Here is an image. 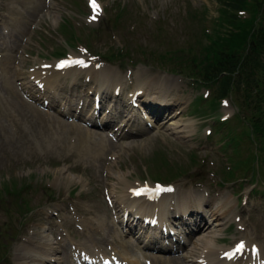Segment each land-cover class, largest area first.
<instances>
[{"label": "rangeland", "instance_id": "rangeland-1", "mask_svg": "<svg viewBox=\"0 0 264 264\" xmlns=\"http://www.w3.org/2000/svg\"><path fill=\"white\" fill-rule=\"evenodd\" d=\"M224 1L227 0H95L99 5V9L96 10L93 7V0H0V74L2 72L4 75V78L0 75V96L2 95V102L6 100V106L5 102L0 104V264H18L14 253L16 247L24 240L41 237V233L49 236L44 227L38 235L32 233L28 238L23 233L25 238L13 247L10 254L9 249L13 245V240L22 235L19 232L22 226L23 229H33L38 228L39 224L45 227L55 224L56 227L52 230L54 236L60 234L64 237L67 233L76 241L82 236H89L90 239L97 241L101 237V232L94 229L99 221H103L105 232H110V236L120 238L118 241L123 242L124 239L118 237L119 226L111 215L108 200L111 201L113 196L122 197L129 182L135 185L143 181L157 182L152 172L162 170L158 175L165 176L167 170L164 168L167 165L161 166L155 161L157 152L164 153L170 165L178 166L189 163L190 151L196 152L193 154L197 156L198 165L192 166L189 178H180L171 184L176 186L178 192L176 194L172 190L167 192L170 197L165 199L169 201V208L173 207L175 201L187 204L189 200H196L200 196L207 201L204 208L193 205L196 210L186 212V215H195L197 218L188 216L180 218V223H191L188 226L177 225L184 240L194 242L193 247L203 245L206 233L197 230L194 224L202 225L200 216L204 218L207 211L210 216L206 206L213 193L217 192L223 198L229 199L227 204L229 209L225 211L228 221L226 220L221 228L217 247H225L227 245L225 241H237L240 236H247L246 233L254 238L256 232L258 239L264 243V185L260 183L257 186L240 185L244 179L249 181V178L244 177L234 182L237 176L229 174L228 164L224 161L230 150L229 147L223 150L222 146L225 143L231 144L233 136L225 139V129L221 121L223 117L230 118L234 113L237 114L238 108L234 102L230 104L225 101L222 106L219 104L217 107L211 103V89L189 85L184 88L186 101L184 100V104L179 107L177 115L181 117L179 120L192 123L191 135L196 134V139L180 137L171 130L160 128L158 134L150 132L136 138L135 143L131 144L117 146V143L108 139L114 145H108L110 149L98 156L95 153L97 140L104 141L97 135L99 132L88 129L80 122L64 120L58 114L44 110L32 102L33 97L40 103H43L44 99L50 108L57 106V109L61 107L63 110L68 100H71L73 108L76 105L80 107L79 86L90 93L99 92L96 85L99 81H96L95 77L84 80L85 70L82 69L75 84L70 83L71 77L56 76L54 83L57 81L58 83L55 90H45L50 93H41L39 86L27 87L30 79L31 84L34 83L31 75L39 68L38 66H55L59 57L75 54L85 60L88 58L107 64L106 66L114 68L119 73L120 78L117 75L113 80H126V84L121 86L117 94L114 93L115 87L111 84H108L109 92L105 89L101 91V96L107 99V106L110 107V104L116 102L113 114L117 116L118 121L124 111H129L128 98L131 97L136 82L133 80L131 88L127 76L133 79L138 73V80H155L154 77L164 78L165 71L151 68L147 70L144 65H131L127 62L107 63L78 47L82 45L89 48V42L93 40V47L102 55H106L108 49L120 48L128 43V47L133 50L140 46L149 52L152 58L161 54L168 58L169 55L180 58L193 57L198 52H203L202 46L212 44L209 36L214 38L223 35L224 38H229L232 26L224 23L221 18L220 9L224 7ZM250 9L255 17H260L256 12V5ZM116 18L122 19L116 22L119 32L114 31L111 22ZM63 20L67 22L68 29L61 26ZM146 21L147 24L154 22L162 25L161 28L165 31L158 32L154 29L148 31ZM151 34H156L158 40L156 41L155 36ZM74 36L76 40H73ZM162 40L172 43L173 50L169 48L170 46H165ZM217 41L215 38V42ZM56 52H62L64 55L57 56ZM109 67L106 68L110 69ZM2 79H8L7 83H2ZM182 83L180 81L183 88L185 84ZM151 88V84L147 85L142 90L143 94L151 93L148 90ZM158 88L162 89L163 83H160ZM196 96L201 97L191 105ZM85 99V112L91 114L92 96ZM148 103L143 97L139 98L137 107L149 113ZM103 111L104 108L96 120L106 119L102 115ZM245 114L244 123L239 117L235 118L238 122L236 126L230 125L234 127V133L240 129L241 123L245 124L248 130H253L250 127L251 113L247 111ZM137 116L141 115L137 113ZM114 124H108L106 127L110 129ZM209 130H213V133L209 134ZM82 133L85 135L81 136ZM261 136L264 138V128ZM249 141L252 146L257 143L256 138ZM231 156L234 160H240L244 158L245 153H232ZM215 172L218 173L217 176ZM119 177L126 179L119 182ZM25 180H29V186H33L32 193L24 195L25 198L31 196L30 204L33 210L23 218L22 193ZM6 186H11L9 190H18L22 194V199L5 193ZM254 186L256 187L252 190ZM38 188L41 189L37 191ZM46 189L54 192L53 200L46 201L48 196ZM129 193L130 189L128 195L131 197ZM185 196H189L190 199L182 202ZM170 211L174 212L175 209L170 208ZM72 213L76 216H68ZM80 218L83 226L87 227L77 226L70 221H76L75 219L80 221ZM61 225L66 226L65 229ZM239 227L244 230H239ZM189 228L194 230L193 234L188 236ZM61 230L65 233H61ZM146 235L149 238L150 232ZM145 240L147 239L144 238ZM56 246L58 247L57 244ZM137 249H140V244ZM136 255L142 258L140 253ZM157 255L163 256L160 252ZM166 260L167 262L156 261L151 264H186L180 256L169 257Z\"/></svg>", "mask_w": 264, "mask_h": 264}, {"label": "trees", "instance_id": "trees-1", "mask_svg": "<svg viewBox=\"0 0 264 264\" xmlns=\"http://www.w3.org/2000/svg\"><path fill=\"white\" fill-rule=\"evenodd\" d=\"M223 5L220 9L221 18L224 23L232 26L229 38L226 39L223 35L214 38L209 36L212 44L203 46V52L188 57L185 64L190 65L180 69L178 73L197 80L201 84L199 86L211 89L213 105L230 96L238 108L234 120L240 117L244 123L245 113H251L250 127L253 130H248L241 123L238 136L234 134L232 138V146L234 152H238L239 142L244 143V149L249 155L238 162L240 165H236V169L243 167L242 170H250L254 177L256 168L262 167L255 160L264 164V138L261 136L264 128V0H227ZM254 5L257 6L256 12L260 17H255L250 9ZM215 38L218 39L217 42ZM160 58L163 59V56ZM234 122L236 126L238 122ZM225 123L228 124V121ZM254 138L257 143L252 146L249 139ZM10 188L11 186H6L4 192L22 199L18 190H9Z\"/></svg>", "mask_w": 264, "mask_h": 264}, {"label": "bare ground", "instance_id": "bare-ground-1", "mask_svg": "<svg viewBox=\"0 0 264 264\" xmlns=\"http://www.w3.org/2000/svg\"><path fill=\"white\" fill-rule=\"evenodd\" d=\"M5 39V38H4ZM4 43V42H3ZM6 43V42H5ZM1 58V57H0ZM86 62V61H84ZM77 65H74L69 68L64 69H58L57 66L53 67H45L40 66L37 70L34 71L32 77L34 78V83L38 84L39 86L43 87L48 86V88L53 89L56 83H54L56 76L63 75L67 72H75L74 68ZM40 69H44V71H41ZM49 70V71H48ZM88 73L91 76H95L99 80V88H104L105 91H108V84H111L112 87H118L121 88L122 81L118 80H112L111 74L114 73V78L118 75V73L114 69H108L106 67H99L97 70H95L93 67L88 70ZM1 77L4 78L3 73L1 72ZM113 78V79H114ZM1 79V78H0ZM8 80V79H7ZM7 80L2 79V83H7ZM137 83V84H136ZM177 85V82H175ZM143 83H141L139 80H136L134 88L132 90V94L135 93L138 90H141L144 88ZM9 88V87H8ZM45 88V87H44ZM124 88V87H123ZM167 90L166 86L163 84V88ZM10 90V89H9ZM55 90V89H54ZM1 92V91H0ZM168 92V90H167ZM1 94V93H0ZM5 95V94H3ZM2 96V95H1ZM0 96V104H2V98ZM6 106V102L4 103ZM12 106V105H11ZM10 106V107H11ZM4 110V108H3ZM11 111V110H10ZM14 111V110H13ZM6 112V111H5ZM10 114V113H9ZM14 115V114H13ZM11 119V118H10ZM153 119L147 118L148 122H153ZM103 124V123H102ZM163 123H161L162 125ZM1 127V126H0ZM8 128V127H7ZM6 128V129H7ZM163 129L171 130L180 137H187L190 133L193 132V126L191 122H185L182 120H179L177 117H175L173 114H170V118L166 120V124L163 126ZM11 131L10 129L8 130ZM19 132V130L17 129ZM21 133V132H20ZM121 133V132H120ZM21 135V134H20ZM18 136V135H17ZM126 137L129 139V137L126 135ZM132 142L124 143V144H131ZM121 144V143H119ZM122 144V145H124ZM119 182H122L126 177H119ZM133 185V186H130ZM141 186H135L134 183H128L126 192L122 197L119 196H113V200L115 205L117 206V209L122 211L124 207H127L129 210H133L134 207H142L144 206L146 210L143 214H152L153 211L161 210L163 211L165 209L164 200H159L158 204H152L149 205L148 202L144 201L141 198L138 199H130V196L128 195L129 189H138ZM125 191V189H124ZM178 192V189H176L173 193L176 194ZM130 194V193H129ZM188 195V193H187ZM191 195V194H190ZM164 199H166V196H163ZM187 199H190L189 196L184 199L186 202ZM201 200H203V197H201ZM177 201L173 202L172 206L177 212L184 213L186 210V207L191 204V200L187 204H176ZM228 200L223 199L222 197L214 198L213 203H211L209 207L210 216L208 213L206 214V217L202 220L204 221L203 226H201V232L206 233V237L203 240V245L200 246H194L192 254H190L188 251L184 253L185 259H187V263L190 264H206L208 261L209 264H245L242 262L241 259L237 260L236 262H225L223 260H219V255L222 251L226 252L228 248L226 247H217L216 239L220 235L222 231L223 225L226 223V215L225 211L229 209V206H227ZM176 205V206H175ZM156 208H158L156 210ZM212 210V211H211ZM140 213V210L137 211V214ZM179 214V213H178ZM161 215V214H159ZM78 221V219H75ZM211 221H214L213 225L210 223ZM80 222V221H79ZM100 222V221H99ZM82 223V222H80ZM136 223V222H134ZM104 224V223H103ZM102 225V224H100ZM101 227V226H98ZM94 228V227H93ZM99 230V228H97ZM44 233H41V237H31L27 240H24V242L16 247L15 249V259L17 260L18 264H59L58 258H57V250H59V247L56 246V243L51 241L49 236L43 235ZM244 240H246L247 245L250 246V244L255 243L253 242L252 238L250 236H243ZM160 241H163V239H160ZM105 243V246H103ZM104 243L97 244L94 243L92 245L86 244V243H74L73 240L70 241L69 248H73L71 250L67 249L69 255L71 258H73L74 261L77 259L79 261H83V258L88 263L89 260L91 261H99V260H109L113 262L114 264H141L142 260H140L137 256L133 255L129 249H123L121 250L116 249L114 245L109 243L108 241H104ZM111 246V251H114L117 255V258L112 255L104 254L107 252V246ZM175 244H173L174 246ZM161 247V246H160ZM260 248V253L264 257V248ZM66 249V248H65ZM162 249H167V247H162ZM97 250V251H96ZM99 251V252H98ZM93 254L94 257H91L90 255ZM199 255L197 258L196 256ZM52 256V257H50ZM56 256V257H55ZM223 258V257H222ZM148 258L144 256V260H147ZM61 264H64V261L62 260Z\"/></svg>", "mask_w": 264, "mask_h": 264}, {"label": "snow or ice", "instance_id": "snow-or-ice-1", "mask_svg": "<svg viewBox=\"0 0 264 264\" xmlns=\"http://www.w3.org/2000/svg\"><path fill=\"white\" fill-rule=\"evenodd\" d=\"M93 7L94 9L98 10L99 9V5L95 3V0H93ZM96 17L94 16L93 19H95ZM77 63H81V61H77ZM244 243L241 242L240 244L237 245L236 247V252L241 251L244 248Z\"/></svg>", "mask_w": 264, "mask_h": 264}]
</instances>
